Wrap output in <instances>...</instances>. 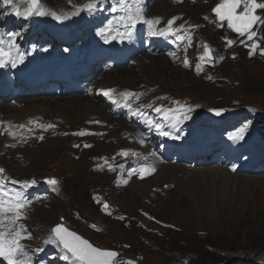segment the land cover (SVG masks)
I'll list each match as a JSON object with an SVG mask.
<instances>
[{
	"label": "rangeland",
	"instance_id": "obj_1",
	"mask_svg": "<svg viewBox=\"0 0 264 264\" xmlns=\"http://www.w3.org/2000/svg\"><path fill=\"white\" fill-rule=\"evenodd\" d=\"M84 1L42 0L48 10L56 11L58 15H68L67 7L81 6ZM218 2L198 0L197 5L175 7L170 0H158L151 9V17L182 13L186 14L185 19L200 20L202 25L198 28L196 39L198 51L185 61L189 67L217 66L218 73L226 82L215 85L209 73H206L209 79L205 82L195 77L193 69L175 66L164 56L143 55L144 58L135 66L114 70L106 73L108 75L103 73L105 76L101 75L104 78L100 84L118 87L120 91L126 88V93L135 94L129 98V104L145 116L150 111L151 105L146 107L149 102L161 95L172 94L178 98L176 109L181 105L188 108L192 102H199L204 110H228L223 120L227 119V124H234L224 127L222 131L234 133L240 129L243 123L235 126L238 122L233 119L240 117L239 122H243L252 118L256 123L241 140L230 139L232 134L213 136L224 140L228 138L229 145L237 142L253 145L241 147L239 159L230 160L227 166L224 163L229 160L228 155L223 157V163L204 168L198 164L187 166L195 158L182 162L183 165L163 163L159 158L150 179L141 180L138 176H132L119 182L117 177L113 179L100 173L103 172L101 169L93 170L92 166L100 162L103 156H109L107 153H114L116 148L129 154L125 158L133 162L130 164L131 171L138 170L150 152L151 160L158 157L152 147L148 148L143 137V143L132 140L130 133L138 128L135 121L128 123L127 117L114 118L99 104L101 97L69 99L50 96L52 98L47 100L48 103L38 102L40 108L50 105L42 117L50 122L55 121L57 125L51 123L52 127L43 131L46 133H40L47 135L41 136L43 139L39 137L32 148L22 149L18 145L17 151L3 157V165H0L5 166L10 174L1 176L18 181L16 185H9L23 191L30 202L27 211H24L27 218L23 222L31 239L23 243L33 250L34 264H67L60 258L61 254L54 245L44 244L50 229L57 224L75 231L93 246L116 251L121 264L128 261L131 264H250L254 255H264V58L253 59L249 56L247 59L236 54L237 60L230 61L224 57L232 53L227 41L232 40V45H237L238 34L228 29L226 22H223V27H218L214 13L212 19L204 20L199 16L202 13L209 15L212 6ZM14 4L19 7V0H14ZM108 5L105 0H100L99 9ZM9 6L11 10L0 16V25L7 28L8 39L12 40L14 34L18 53L34 51L39 54L42 45H47L53 52L58 51V54L64 53L68 38L60 31L59 20L50 15H33L23 22L22 18L12 14L13 6ZM252 31L257 32V36L248 43L256 39L259 43L260 39L264 46V23L253 26ZM47 33L48 36H45ZM205 45L211 48L213 61L206 57L203 61L200 59L204 55ZM142 85L156 94L142 98L144 93L135 90ZM26 90L23 86L20 95L12 100L23 102L26 107L22 110H27L29 100H32L25 95L28 93ZM113 100L118 101L120 97L113 96ZM12 101L6 99L1 102L6 106ZM97 120L112 125L110 134L86 137L89 125L96 124ZM7 124H11V120H0L2 129L8 128ZM45 124L50 125L46 121ZM31 125L19 128V131L8 136L24 141ZM40 125L43 127L44 124ZM214 128L218 131L221 127ZM153 129L151 126L146 133L148 144L160 143L162 147L175 145L193 153L203 149L184 143L181 135L160 136L153 134ZM92 130L100 132L107 128L96 126ZM182 130L191 131L194 128L188 125ZM49 134H53V138ZM113 134L123 137L120 141L112 139L108 142L106 139ZM156 135L161 137L160 142L151 139ZM247 135L251 136L250 140L246 138ZM84 138L95 143L96 147L83 148L80 154L73 147ZM0 147L1 153L8 151L1 143ZM136 148L138 154L128 151ZM158 152L160 154L159 149ZM46 178L55 179L58 183L49 185ZM24 181L30 184L35 181V184L22 188ZM105 203L110 206L107 211L101 210ZM37 248H43V251L35 252ZM251 264H264V258Z\"/></svg>",
	"mask_w": 264,
	"mask_h": 264
},
{
	"label": "snow or ice",
	"instance_id": "obj_2",
	"mask_svg": "<svg viewBox=\"0 0 264 264\" xmlns=\"http://www.w3.org/2000/svg\"><path fill=\"white\" fill-rule=\"evenodd\" d=\"M179 2V0H177ZM5 5L13 6V13L17 17H31L35 16H53L57 20L67 19L65 14H57L56 11L48 10L43 4L42 0H19V3L24 5L23 10L14 4V0H3ZM118 8L113 7L112 11L117 12L118 9L123 15H120L117 21L118 27H113V22H109L107 29L102 30L99 34L103 35L104 31L109 33L115 32L112 39H130L133 35L134 30L138 23H144L149 26V34L153 36H167L173 35L177 40H185L186 37L179 35L183 25L180 28H173L172 25L177 19L174 17L167 23L168 26L164 29L154 30L155 25L160 21L159 19H146L144 16V9L142 7V0H117ZM89 11L94 10L95 0H90L86 5ZM242 9V10H240ZM239 10V11H238ZM257 10H264V3L258 2V0H219L216 6L212 9L216 20L219 22L218 27H223L226 22L228 29L237 33L240 37H244L247 34L248 40H253L257 36V32L252 31L253 26L257 22L264 23L261 17L257 15ZM208 19V17H205ZM121 28L123 31H121ZM188 42H191V37H187ZM107 42V39L106 41ZM227 44L230 46L233 44L232 40H228ZM253 51H250L249 55L254 54V51L259 48L258 43L252 44ZM204 55L200 57L203 61L205 56L209 60L212 59L210 50L207 45L204 46ZM18 51V45L15 43L14 34L13 39L8 43L7 48L0 47V68L5 67L9 62L12 67H16L17 63L23 62V56L18 59L12 54ZM261 55H264V50H261ZM222 59V57H221ZM185 66H188V62L185 61ZM199 70V66H198ZM113 89L104 91V95L110 100L113 99ZM125 107L131 108V105L127 103V100L135 94L124 93ZM115 102V101H113ZM178 103V102H177ZM150 107V106H149ZM155 112L161 113L162 108L157 107L154 109ZM163 119L168 125L175 126L182 123L184 120L190 119L188 113L192 111V108H185L183 105L179 109H168L163 110ZM144 117L147 125L152 126L156 129L160 136H169L170 132L165 131V124L155 122L151 117L145 116L144 113H138ZM219 115V112H217ZM23 127V126H21ZM47 127H52L48 125ZM246 126L241 127L238 131L234 132L230 139L241 140L244 138ZM84 135V133H79ZM175 138V137H173ZM43 139V137H41ZM143 141H141L142 143ZM14 146V145H13ZM122 156L127 157V152H122ZM4 169L0 168V174L4 173ZM137 171L134 169V172ZM141 178L145 173L155 171L151 165H140L138 169ZM49 185H56L58 182L55 179H49L46 181ZM19 182L16 180L6 181L0 178V264H34V252L27 248L23 241L31 239V234L28 233L26 226L20 221L26 219L24 210L29 205L23 191H18L15 188L8 187L9 184L16 185ZM31 184H35L32 181ZM28 181H24L22 188H28L31 186ZM108 205L104 204V209L107 210ZM95 227V225H93ZM44 244L54 245L60 252V258L67 262V264H121L118 259V253L112 250H104L99 247L93 246L87 239L78 235L75 231L69 230L63 224H57L52 227L49 231L47 239ZM43 248H37L35 252H41ZM127 264H131L128 261Z\"/></svg>",
	"mask_w": 264,
	"mask_h": 264
},
{
	"label": "bare ground",
	"instance_id": "obj_3",
	"mask_svg": "<svg viewBox=\"0 0 264 264\" xmlns=\"http://www.w3.org/2000/svg\"><path fill=\"white\" fill-rule=\"evenodd\" d=\"M5 37H6V34L5 35H0V39H3ZM149 39H151V36L148 39H140V40L137 41L138 51L141 50V46L145 45V48L143 49V51H141V52H139L137 54V56L139 58L141 56L145 55V54H148L149 50L152 51L154 49V47L157 44H159V42H156V40H155V39H158L157 37L154 36V38H153L154 42L153 43L148 41ZM10 41L11 40L5 41L2 45H0V47L7 48V45H8V43ZM12 55L15 58H17V59L19 58L17 51L13 52ZM60 58H61V55H58V54L55 55L54 57H50L49 59H47L45 61L44 64H39V66L36 67L35 71L33 72V75H32V71L29 69V64L26 61L23 60L22 63L18 62L16 67H12L11 63L9 62L8 64L5 65V67L0 68V94H1L0 98L1 99L2 98H6L7 94H8L7 93L8 90L13 89L18 84H21L22 86H25L26 89H28L29 91L33 92L32 93L33 95H36L38 88H41L42 91H43V88L46 87V86H48L50 88H56V86L53 85L52 82H51V80H53V78H55L58 82H62L63 81V77H64L65 78L64 80L70 82L72 77H76V76L79 75V72L77 70H69V71H65L63 73H55V74H51L50 73V70H53V66H49V64L54 62V61L59 60ZM73 58H80L81 60H84L85 62H87V60H88V56L85 54V52H81L79 55H74ZM37 61L38 60H35L34 63L37 62ZM85 74H86V72L82 73V78H84ZM105 75H108V74L105 73ZM12 76L17 78V81L12 80L11 79ZM152 86H151V88H154ZM57 90H61V87L58 88ZM51 98L52 97H50V98H42L41 94H38L37 98L32 99L34 101L29 100L31 102H29L30 105L27 107V110H24V109L22 110V108L26 107V105L23 102H14V103H12L10 105L4 106L5 104L3 105V103L0 101V120L8 119V120H11V122H12V120H16L17 122H21V121L26 120L27 124L20 123V124L17 125L18 128H23V127H27L28 128L29 127L28 123L30 121H32V120H33V122H38L39 124H44V122L48 121L49 119H46V118L42 117V115L49 109L50 105L48 106V108L47 107L40 108L38 102L48 103L47 100L51 99ZM22 105H23V107H22ZM46 105H48V104H46ZM15 108L17 109L16 111H15ZM93 108H94V105H93ZM19 109H21V110H19ZM48 122H50V120ZM21 126H23V127H21ZM7 127L10 128V129H14L15 128V126L13 124H7ZM1 151H2V148L0 147V152ZM3 159L4 158H2L0 160V165H3V162H2Z\"/></svg>",
	"mask_w": 264,
	"mask_h": 264
},
{
	"label": "trees",
	"instance_id": "obj_4",
	"mask_svg": "<svg viewBox=\"0 0 264 264\" xmlns=\"http://www.w3.org/2000/svg\"><path fill=\"white\" fill-rule=\"evenodd\" d=\"M263 258H264V255H263V254H260V255H254V260H255V261H257V260H259V259H263ZM254 260H252L251 263H252ZM251 263H250V264H251Z\"/></svg>",
	"mask_w": 264,
	"mask_h": 264
}]
</instances>
